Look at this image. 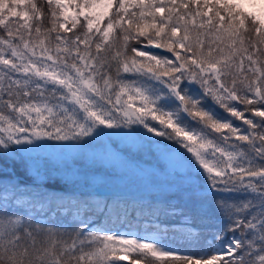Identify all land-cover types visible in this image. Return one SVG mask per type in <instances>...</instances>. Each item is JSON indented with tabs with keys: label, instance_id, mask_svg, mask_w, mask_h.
Masks as SVG:
<instances>
[{
	"label": "snow or ice",
	"instance_id": "snow-or-ice-1",
	"mask_svg": "<svg viewBox=\"0 0 264 264\" xmlns=\"http://www.w3.org/2000/svg\"><path fill=\"white\" fill-rule=\"evenodd\" d=\"M44 3L0 0V155L78 182L73 153L101 162L87 153L97 141L155 148L179 177L169 194L219 224L206 233L153 193L21 204L13 184L0 197V264H264V0Z\"/></svg>",
	"mask_w": 264,
	"mask_h": 264
},
{
	"label": "rangeland",
	"instance_id": "rangeland-1",
	"mask_svg": "<svg viewBox=\"0 0 264 264\" xmlns=\"http://www.w3.org/2000/svg\"><path fill=\"white\" fill-rule=\"evenodd\" d=\"M237 123H240L237 121ZM107 144L109 146V151H103V145ZM163 149V145L160 146ZM113 149V151L111 150ZM52 149H45V154L52 152ZM87 153L90 156H94L98 161V163H91V161L85 158L84 155L79 153H73L76 157L78 163L76 167L81 168L82 172L86 174L87 180H80L78 182H70L64 180L63 176L60 173H47L42 176H37L34 170L30 167L33 171L35 183L36 185H40L38 189L41 193H56L58 195L66 194V197L70 196H81L78 198H83L82 195L79 194H92L93 189H95L94 185H110L113 186V190L119 191L118 194L123 196L129 194L125 200L127 201H139L140 197L147 196L149 193H153L154 197L158 201H164L163 195L161 193H154V192H163L164 186V179L160 177V175L164 172L170 173L172 170L173 165L169 162L168 159L162 154L161 151H157L153 148L151 151H143L139 149L137 146L129 144L128 142L122 141L119 137H113L111 140L104 138L101 141H97L90 145L87 149ZM17 160L24 161L20 157L17 156ZM25 162V161H24ZM155 173V175H153ZM153 175L152 184L149 185L144 182L145 176ZM13 176V173H12ZM136 176V184L135 181L130 182L131 178ZM16 177V176H14ZM17 178L9 177V178H2L1 184L3 188L5 186H10L13 184L20 185L21 190H31L35 189L33 186L27 182H23L21 180H16ZM57 181L61 186L65 187L64 184L72 187H75L76 190L74 193H69L68 189L62 188L57 191H53L55 189H48L45 187L49 182ZM75 185V186H74ZM121 191V192H120ZM4 192V191H3ZM21 192V191H20ZM75 194V195H70ZM159 194V195H157ZM5 195V193H4ZM132 195H136V197H131ZM26 198H20V200ZM178 200V199H176ZM177 202V207L181 208L180 200ZM193 207H195L193 205ZM93 218V217H92ZM100 217L93 218L94 220H99ZM179 221V220H178ZM177 221V222H178ZM105 225L109 226L107 221H100ZM123 231H128L129 229H121ZM137 229L132 228L131 231H136ZM171 247L177 248L170 244ZM181 252L187 253L185 251ZM136 259V258H135ZM122 264H126V262H122Z\"/></svg>",
	"mask_w": 264,
	"mask_h": 264
},
{
	"label": "trees",
	"instance_id": "trees-1",
	"mask_svg": "<svg viewBox=\"0 0 264 264\" xmlns=\"http://www.w3.org/2000/svg\"><path fill=\"white\" fill-rule=\"evenodd\" d=\"M37 4L40 5V6H43V7H46L45 3H44V0H36ZM0 34H3V31H0ZM4 160H6V158H4L2 156V161L0 162L1 164V168H5V167H10L9 163H5ZM17 166V165H16ZM18 167V166H17ZM17 169H20V168H17ZM175 179H178V178H175ZM200 216H198V221H200V224H202V230L205 231L206 233L209 230L210 226L214 225L213 222H209V221H204V216L199 214ZM61 216H57L56 217V220L59 219ZM63 221L68 223V217H62ZM55 222V221H54ZM62 224V223H61ZM210 224L209 226H206ZM77 225L75 224H72L71 227H76ZM178 244L183 248V249H187L188 251H191V252H195V251H199L200 248L198 246H194V245H190L188 244L186 241L184 240H178ZM136 258H139L137 256H135Z\"/></svg>",
	"mask_w": 264,
	"mask_h": 264
},
{
	"label": "bare ground",
	"instance_id": "bare-ground-1",
	"mask_svg": "<svg viewBox=\"0 0 264 264\" xmlns=\"http://www.w3.org/2000/svg\"><path fill=\"white\" fill-rule=\"evenodd\" d=\"M36 195H39V194H36Z\"/></svg>",
	"mask_w": 264,
	"mask_h": 264
}]
</instances>
